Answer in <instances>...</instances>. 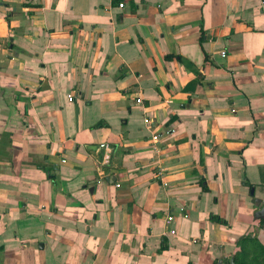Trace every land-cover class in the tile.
I'll return each instance as SVG.
<instances>
[{"label":"crops","instance_id":"0c3cea01","mask_svg":"<svg viewBox=\"0 0 264 264\" xmlns=\"http://www.w3.org/2000/svg\"><path fill=\"white\" fill-rule=\"evenodd\" d=\"M256 199L264 0H0V264H226Z\"/></svg>","mask_w":264,"mask_h":264},{"label":"trees","instance_id":"16d2710c","mask_svg":"<svg viewBox=\"0 0 264 264\" xmlns=\"http://www.w3.org/2000/svg\"><path fill=\"white\" fill-rule=\"evenodd\" d=\"M219 220V218H215ZM264 228V219L259 220ZM247 236L237 241L238 250L226 264H264V238Z\"/></svg>","mask_w":264,"mask_h":264},{"label":"built area","instance_id":"2783aa9c","mask_svg":"<svg viewBox=\"0 0 264 264\" xmlns=\"http://www.w3.org/2000/svg\"><path fill=\"white\" fill-rule=\"evenodd\" d=\"M120 6H123L122 3L120 4ZM221 55L222 57L225 55V52H221ZM69 99H72V96H69ZM135 103L137 104H140L141 103V98H137L135 99ZM143 122H144V125L150 129V131L152 132L151 133V136H150V140L153 144H156V142L158 143V141L164 136H169L173 133V130L171 129H167L165 130L163 133L162 132H156L153 128V122L151 120L150 117L148 116H145L143 118ZM99 148H104L105 149V153L102 157V160H101V163L102 164H106L109 162V148L107 147L106 144H100L99 145ZM64 161V160H63ZM167 223L171 222V220L173 219V217L171 215H168L167 217ZM169 233H174V230L173 229H170L169 230Z\"/></svg>","mask_w":264,"mask_h":264},{"label":"water","instance_id":"95a60500","mask_svg":"<svg viewBox=\"0 0 264 264\" xmlns=\"http://www.w3.org/2000/svg\"><path fill=\"white\" fill-rule=\"evenodd\" d=\"M256 202L258 203L256 204L257 210L255 211V217L257 219H264V203L261 200L259 201V199H256Z\"/></svg>","mask_w":264,"mask_h":264},{"label":"rangeland","instance_id":"374dc122","mask_svg":"<svg viewBox=\"0 0 264 264\" xmlns=\"http://www.w3.org/2000/svg\"><path fill=\"white\" fill-rule=\"evenodd\" d=\"M259 236V239L261 238V240L264 238L263 234H260Z\"/></svg>","mask_w":264,"mask_h":264}]
</instances>
